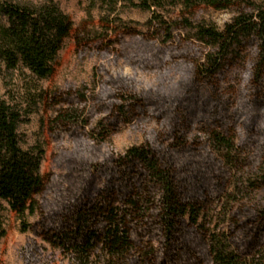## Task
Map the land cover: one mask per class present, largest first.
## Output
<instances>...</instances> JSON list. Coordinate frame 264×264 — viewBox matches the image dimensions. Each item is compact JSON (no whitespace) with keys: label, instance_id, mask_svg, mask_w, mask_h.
<instances>
[{"label":"trees","instance_id":"16d2710c","mask_svg":"<svg viewBox=\"0 0 264 264\" xmlns=\"http://www.w3.org/2000/svg\"><path fill=\"white\" fill-rule=\"evenodd\" d=\"M167 1L182 3L186 11L236 6L237 14L222 29L184 19L212 48L177 90L138 93L122 79L111 81L120 94L102 108L108 114L100 139L121 122L156 118L158 128L146 131L141 143L103 159L93 146L89 154L68 160L65 175L43 177L41 152L20 144V108L0 97V240L7 202L19 215L38 213L36 233L80 264L99 252L107 264H264V195L249 197L251 190L264 194V0H140L139 5L151 9ZM155 17L151 35L140 33L147 48L160 31L171 36L173 24ZM72 29L70 16L53 0H0V64L47 78ZM250 47L252 94L230 104L219 94L220 79ZM151 56L148 68L160 61ZM203 86L210 90L207 98ZM48 102L56 108L49 127L53 136L81 140L90 119L83 114L87 89L54 93ZM238 130L245 135L242 148L236 145ZM251 145L256 147L252 170ZM235 167H244L246 189L219 207L224 227H211L214 203L231 195L226 171ZM231 200L234 205L227 206Z\"/></svg>","mask_w":264,"mask_h":264},{"label":"rangeland","instance_id":"374dc122","mask_svg":"<svg viewBox=\"0 0 264 264\" xmlns=\"http://www.w3.org/2000/svg\"><path fill=\"white\" fill-rule=\"evenodd\" d=\"M9 1L41 3L45 0ZM53 1L70 16L73 23L71 36L65 39L59 52L55 72L47 78H37L26 68L13 72L0 64V97L20 108V144L24 150L36 154L41 152L40 173L43 177L65 175L68 160L80 154H89L93 146L99 150L95 154L97 158L103 159L112 152L123 153L130 146L141 143L146 131L158 128L156 118L121 122L118 130L100 139L106 133L108 114L102 108L120 94L112 89L111 81L122 79L138 93L152 91L169 94L177 90L180 82L188 79L197 62L212 48L198 38L195 29L188 26L184 19L188 18L193 24L211 23L222 29L237 14L236 6L216 10L199 5L192 11H186L182 3L171 1L164 2L163 6L152 5L151 9L141 7L140 0ZM156 15L173 24L171 36L167 31H160L147 48L140 33L151 35L149 22L155 21ZM131 30H136L139 35L131 34ZM152 54L160 61L148 68L150 60L154 59ZM254 55L255 50L250 47L221 77L219 94L222 100L234 104L248 98L250 92L252 94ZM69 88L87 89L88 102L83 107V114L90 119L81 140H75L68 134L54 137L49 128L56 108L49 104L48 98ZM201 90L205 98L210 95L206 86ZM260 122H264V110ZM238 131L241 135L236 145L242 148L240 145L245 135L243 131ZM254 150L256 147L251 145V170ZM246 174L244 167L226 171L225 177L230 182L228 194L231 195H225L214 203L212 210L215 218L211 227H224L225 216L219 214V207L246 189ZM242 195L239 194L238 198ZM263 195L251 190L249 197L261 198ZM45 198L54 202L50 193H46ZM233 202L231 200L227 206H233ZM4 206L1 214L6 234L0 240V264H80L54 247L42 234L36 233V227L40 228L38 213L19 215L7 202ZM106 260V255L99 252L88 264H107Z\"/></svg>","mask_w":264,"mask_h":264}]
</instances>
